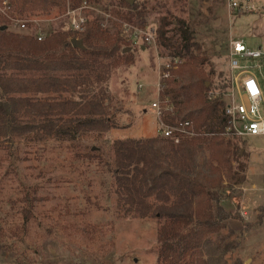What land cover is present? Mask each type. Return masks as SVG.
I'll list each match as a JSON object with an SVG mask.
<instances>
[{
  "label": "rangeland",
  "instance_id": "obj_1",
  "mask_svg": "<svg viewBox=\"0 0 264 264\" xmlns=\"http://www.w3.org/2000/svg\"><path fill=\"white\" fill-rule=\"evenodd\" d=\"M133 1L155 9L147 13L148 24L141 32L156 29L157 18L165 12L188 22L214 70L208 78L213 94L221 95L227 88L230 37L242 39L251 49L264 41V18L247 13L228 16L224 0ZM255 1L264 6V0H252V4ZM87 6V20L95 16L103 28L112 29L103 8ZM30 20L35 23L27 31L11 33L46 36L69 30L65 14L56 10L43 19ZM120 31L116 35L133 51L134 64L111 70L101 86L102 108L89 116L96 124H83L73 137L51 134L48 128L53 122L71 124L75 112H69L68 103H60L79 101L80 94L60 95L48 84L49 78L39 84L34 81L43 80L40 74L25 73L16 66L0 68V264H161L156 236L162 222L176 211L160 215L154 196L147 200L151 205L144 217V206L124 205V185L119 186L116 179L114 144L161 138L157 115L150 107L157 100L158 58H166L156 43H127ZM256 75L264 79V64ZM139 85H143L140 92ZM240 147L245 180L239 184L225 180L221 206L231 212L239 208L243 223L227 220V229L204 240L203 264H264V139L245 138ZM160 150L156 162L162 169L169 167L185 176L199 168L209 170L211 161L204 146L188 152L171 153L164 146ZM146 172L156 175L158 170L148 164ZM147 182L152 184L149 177ZM24 187L34 191L35 201L32 217L22 230ZM181 211L193 213L194 209Z\"/></svg>",
  "mask_w": 264,
  "mask_h": 264
},
{
  "label": "trees",
  "instance_id": "obj_2",
  "mask_svg": "<svg viewBox=\"0 0 264 264\" xmlns=\"http://www.w3.org/2000/svg\"><path fill=\"white\" fill-rule=\"evenodd\" d=\"M9 2L14 6V12L23 20L43 19L54 10L59 15L65 14L68 8L77 9L83 3L103 8L112 29L103 28L101 22L93 16L88 19L83 33L76 35L70 30L51 32L44 35L45 39L41 42L37 40L35 33H11L8 22L0 20V68L16 66L28 74H40L43 80L34 81L39 84L47 83L44 80L49 78L48 84L60 95L80 94L79 101L63 99L60 103H68L69 112H75L74 119H71L70 125L53 122L48 128L51 134L64 136L68 133L73 137L83 124H96L89 116H92L91 111L99 112L102 108L104 90L101 86L107 81L109 73L113 69L134 64L133 51L123 54L128 45L116 35L117 29L120 30L125 24L139 31L145 29L148 24L147 13L155 9H149L145 2L140 4L133 0ZM87 15L89 17L90 13L85 12L86 20ZM156 22L155 43L161 57L180 61L171 71L170 78L164 81L162 91L163 96L170 98L176 117L165 116L164 119L169 123H173L176 118L189 121L196 136L181 140L176 145L163 138L116 141V179L119 186L124 185V205L144 206L146 211L142 217L149 212L151 204L147 200L153 196L154 201L159 204L157 211L160 215L163 212L168 215L166 212L169 209L176 211L162 222L156 236L157 258L161 264H203L200 249L204 240L227 229V220L243 223L239 208L231 212L221 206V191L225 180L233 181L234 184L245 180L243 174L246 166L239 160L243 155L240 147L243 140L225 134L227 116L224 102L208 99L207 95L212 89L208 78L214 74V70L188 22L169 12L158 17ZM73 39L81 40L83 47L74 48L71 44ZM206 68H209L207 75ZM51 73H59L61 76H53ZM82 115L88 117L83 118ZM161 146L171 153H176L177 150L193 151L204 146L211 161L209 170L199 168L190 176H185L172 172L169 167L162 169L156 162ZM87 157L92 159L91 155ZM151 157L154 158L153 162L149 160ZM141 163L146 164L145 167L139 168ZM233 163L237 165L234 167ZM148 164H151L153 170H158L156 175H147ZM148 177L152 184L147 182ZM144 188H147L146 194H143ZM23 190L22 230L32 217L35 201L32 197L34 191L31 193L26 187ZM169 203L171 206L168 208L166 204ZM191 206L193 213L181 211ZM261 211L263 214L264 203Z\"/></svg>",
  "mask_w": 264,
  "mask_h": 264
},
{
  "label": "built area",
  "instance_id": "obj_3",
  "mask_svg": "<svg viewBox=\"0 0 264 264\" xmlns=\"http://www.w3.org/2000/svg\"><path fill=\"white\" fill-rule=\"evenodd\" d=\"M228 16L237 14L258 15L264 18V6L252 4V0H224ZM9 0H0V20L8 22L9 30L27 31L33 20H23L14 12ZM89 10L87 4L83 3L77 9H67L65 16L68 20V29L78 35L83 33L88 20L85 12ZM132 32L127 34V30ZM120 35L124 42L137 44L138 40L147 45L155 43V28L150 27L145 31L136 30L128 25L121 27ZM39 42L45 39L44 34H36ZM122 38V39H123ZM140 38V39H139ZM227 88L223 94L208 93V99L224 102V112L227 116L226 135L236 139L261 138L264 139V79L257 78L256 71H259L264 64V41L263 44L251 49L247 47L242 39H234L233 36L227 42ZM161 60V61H159ZM158 58L157 62V87L155 98L157 100L151 104L150 109L157 115L158 130L161 138L166 139L176 145L181 140L192 139L196 136V131L192 124L186 120L174 119L173 123L165 120V116L176 117L169 97L163 96L164 81L170 78L171 71L175 69L179 60ZM254 62V63H253ZM143 85H139L140 92Z\"/></svg>",
  "mask_w": 264,
  "mask_h": 264
},
{
  "label": "water",
  "instance_id": "obj_4",
  "mask_svg": "<svg viewBox=\"0 0 264 264\" xmlns=\"http://www.w3.org/2000/svg\"><path fill=\"white\" fill-rule=\"evenodd\" d=\"M71 44H72V46H73L74 48H77V49L83 47L82 42H81V40H79V39H78V40L73 39V40L71 41ZM127 51H131L129 47L123 50V54L126 53Z\"/></svg>",
  "mask_w": 264,
  "mask_h": 264
}]
</instances>
